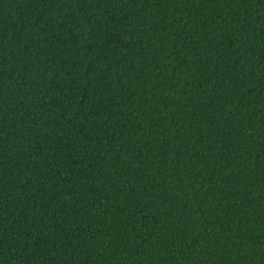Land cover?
Returning a JSON list of instances; mask_svg holds the SVG:
<instances>
[{
  "label": "trees",
  "instance_id": "obj_1",
  "mask_svg": "<svg viewBox=\"0 0 264 264\" xmlns=\"http://www.w3.org/2000/svg\"><path fill=\"white\" fill-rule=\"evenodd\" d=\"M0 264H264V0H0Z\"/></svg>",
  "mask_w": 264,
  "mask_h": 264
}]
</instances>
